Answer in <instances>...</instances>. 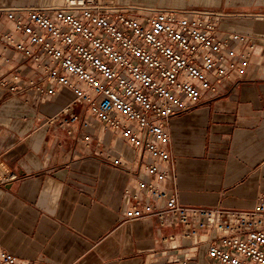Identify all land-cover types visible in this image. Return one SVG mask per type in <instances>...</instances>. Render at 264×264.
Masks as SVG:
<instances>
[{"label":"crops","instance_id":"0c3cea01","mask_svg":"<svg viewBox=\"0 0 264 264\" xmlns=\"http://www.w3.org/2000/svg\"><path fill=\"white\" fill-rule=\"evenodd\" d=\"M63 1L0 0V8L61 6ZM122 6L137 17L151 9L222 12L221 38L238 31L255 40L246 76L220 95L203 92L200 105L170 118V139L163 146L170 162L162 164L168 178L158 182L145 170L146 154L83 108H75L77 122L50 121L73 94L6 46L4 34L26 41L0 14V81L18 89L10 94L0 85V164L15 176L0 184V250L20 261L215 264L207 247L219 242L222 230L200 229V238L193 240L179 234V225L154 217L126 221L125 212L135 203L164 208L173 195L183 206L242 211L264 194V0H140ZM29 80L54 92L36 93L26 88ZM141 179L163 195L140 190Z\"/></svg>","mask_w":264,"mask_h":264},{"label":"built area","instance_id":"2783aa9c","mask_svg":"<svg viewBox=\"0 0 264 264\" xmlns=\"http://www.w3.org/2000/svg\"><path fill=\"white\" fill-rule=\"evenodd\" d=\"M0 14L27 42L4 34L6 46L20 53L25 64L43 68L45 79L73 94L50 121L77 122L75 108H83L146 154L145 170L158 182L168 178L162 164L170 162L163 148L170 139L166 130L170 118L200 105L203 92L220 95L236 87L246 76L255 47L252 37L238 31L221 38L224 14L211 9H151L137 17L107 0H64L61 6L0 8ZM230 41L243 47L236 50ZM80 81L86 89L78 86ZM0 85L10 94L18 92L15 85L1 81ZM26 88L45 95L54 92L33 80ZM13 179L0 164V184ZM138 188L153 197L163 195L144 179ZM255 203L242 211L196 208L180 205L173 195L164 208L135 203L124 218L170 222L181 227L182 237L193 240L200 238V229H219L225 234L207 247L212 262L264 264V194ZM0 264L36 263L0 250Z\"/></svg>","mask_w":264,"mask_h":264},{"label":"rangeland","instance_id":"374dc122","mask_svg":"<svg viewBox=\"0 0 264 264\" xmlns=\"http://www.w3.org/2000/svg\"><path fill=\"white\" fill-rule=\"evenodd\" d=\"M106 1V0H105ZM107 1H109V2H111V3H113V4H115V5H119V6H121V5H134L135 4V2H138V1H140V0H107ZM142 2H144V1H148L149 2V0H141ZM152 1V0H151ZM216 11H218V10H216ZM220 12V11H219ZM196 84V86H198V83H195Z\"/></svg>","mask_w":264,"mask_h":264}]
</instances>
